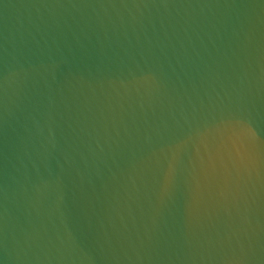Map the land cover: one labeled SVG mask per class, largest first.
<instances>
[{
    "label": "water",
    "instance_id": "water-1",
    "mask_svg": "<svg viewBox=\"0 0 264 264\" xmlns=\"http://www.w3.org/2000/svg\"><path fill=\"white\" fill-rule=\"evenodd\" d=\"M0 264H264V0H0Z\"/></svg>",
    "mask_w": 264,
    "mask_h": 264
}]
</instances>
